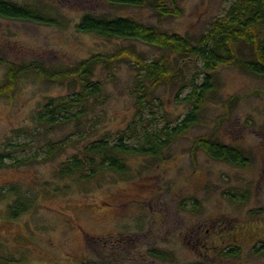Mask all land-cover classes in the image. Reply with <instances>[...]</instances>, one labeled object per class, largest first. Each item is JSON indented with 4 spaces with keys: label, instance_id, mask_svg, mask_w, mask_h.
<instances>
[{
    "label": "rangeland",
    "instance_id": "1",
    "mask_svg": "<svg viewBox=\"0 0 264 264\" xmlns=\"http://www.w3.org/2000/svg\"><path fill=\"white\" fill-rule=\"evenodd\" d=\"M12 1H41L62 24L0 17V82L10 62L58 68L121 47L146 61L166 59L175 75L154 85L130 60L98 67L93 79L101 90L86 92L83 105L64 104L50 122L38 121V114L81 85L31 72L12 94L0 96V264H264V250L256 252L264 245V76L238 65L219 67L199 122L159 156L122 154L125 172L106 168L82 182L60 173L95 140L114 145L122 137L138 147L175 126L190 110L193 82L203 78L196 58L79 32L81 15L131 16L195 41L232 0H174L176 9L166 0L167 15L103 0ZM238 54L251 52L239 46ZM203 135L240 148L249 163L234 166L195 148ZM17 200L31 206L12 218ZM232 247L236 253L223 254Z\"/></svg>",
    "mask_w": 264,
    "mask_h": 264
},
{
    "label": "trees",
    "instance_id": "2",
    "mask_svg": "<svg viewBox=\"0 0 264 264\" xmlns=\"http://www.w3.org/2000/svg\"><path fill=\"white\" fill-rule=\"evenodd\" d=\"M114 5L151 6L161 15H167L166 0H103ZM174 9L175 1L170 0ZM43 2H15L0 0V17L12 20H26L47 25H61L62 21L48 11ZM76 29L82 33H92L99 37L113 40L125 39L152 44L164 50H170L181 58H196L202 62V82L192 84L191 91L186 96L192 105L184 118L166 131H160L154 139H148L146 144L138 147L126 146L122 137L114 145L104 138L91 142L85 148L84 158L74 156L72 160L62 164L61 172L65 175H77L79 182L94 177L106 168L125 172L126 166L121 159L125 153L159 156L162 147L183 134L199 122V111L207 94L214 87L212 72L219 67L238 65L252 74L264 76V0H232L227 11L217 16L210 27L200 34L195 41L179 34L159 30L131 16H108L105 14L84 13L76 24ZM246 46L251 54L241 57L238 47ZM130 60L135 64L141 78L154 85L166 84L172 81L175 69L166 59L146 61L138 56L133 48L121 47L114 52H95L70 66L48 67L41 61L29 63L10 62L3 81L0 82V96H9L17 87L20 78L34 72L49 80L74 81L81 85L74 96L50 106L40 112L38 121L50 122L64 108L83 105L86 92L101 90V81L94 80L98 67L109 68L115 64ZM141 82V80H140ZM163 135L166 139L161 140ZM194 147L204 150L214 159L228 162L234 166L244 167L249 163V157L238 147L222 143L207 135L195 139ZM0 161H2L0 159ZM26 201L17 200L10 208V217L16 218L30 208ZM1 245V243H0ZM238 247H232L224 255L236 253ZM263 251L264 245L257 251ZM161 255V254H160ZM3 257H0V261Z\"/></svg>",
    "mask_w": 264,
    "mask_h": 264
},
{
    "label": "flooded vegetation",
    "instance_id": "3",
    "mask_svg": "<svg viewBox=\"0 0 264 264\" xmlns=\"http://www.w3.org/2000/svg\"><path fill=\"white\" fill-rule=\"evenodd\" d=\"M219 247L221 248V245H219ZM223 248V247H222Z\"/></svg>",
    "mask_w": 264,
    "mask_h": 264
}]
</instances>
